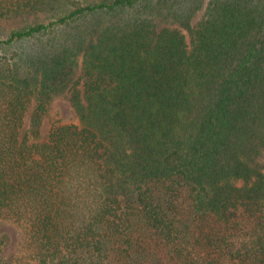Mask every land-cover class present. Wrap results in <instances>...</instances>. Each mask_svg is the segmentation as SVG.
I'll list each match as a JSON object with an SVG mask.
<instances>
[{"label":"trees","instance_id":"16d2710c","mask_svg":"<svg viewBox=\"0 0 264 264\" xmlns=\"http://www.w3.org/2000/svg\"><path fill=\"white\" fill-rule=\"evenodd\" d=\"M206 2L0 0V264H264V0Z\"/></svg>","mask_w":264,"mask_h":264},{"label":"rangeland","instance_id":"374dc122","mask_svg":"<svg viewBox=\"0 0 264 264\" xmlns=\"http://www.w3.org/2000/svg\"><path fill=\"white\" fill-rule=\"evenodd\" d=\"M74 1L79 2L83 5H89L93 3L102 2L103 0H39V7H41V10H39L36 14L26 16L23 20L20 17L14 18L11 22H9L8 26L12 28H20L24 25L31 24L35 21L37 22L44 19H46V22L52 21L54 20L53 15L59 13L60 15H64L65 13L70 11L71 3ZM209 1L210 0H207V2ZM205 7L206 5L194 20V25L203 20V14H205ZM87 21L89 22L90 20ZM92 22L93 20H91V23ZM186 39L189 43L190 38L188 35H186ZM59 41L60 39L52 40L49 38H36L33 40H28L22 45V48L20 49L21 51L25 49L26 51L31 52L34 55L40 56V54L44 55L45 51H48V53H52L55 50V47L58 45ZM77 123L78 118L76 117L70 105L63 99V97L55 98L51 110V117L43 123L42 131L44 134V139H47V136L53 126ZM24 231V227L16 224L15 222L0 219V238L5 239L9 252L15 251L21 245L24 237Z\"/></svg>","mask_w":264,"mask_h":264}]
</instances>
